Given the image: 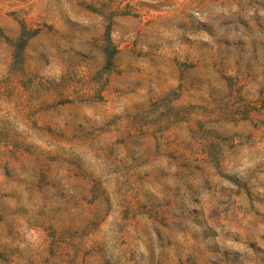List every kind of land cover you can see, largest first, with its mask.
<instances>
[{"label": "rangeland", "instance_id": "obj_1", "mask_svg": "<svg viewBox=\"0 0 264 264\" xmlns=\"http://www.w3.org/2000/svg\"><path fill=\"white\" fill-rule=\"evenodd\" d=\"M0 264H264V0H0Z\"/></svg>", "mask_w": 264, "mask_h": 264}]
</instances>
